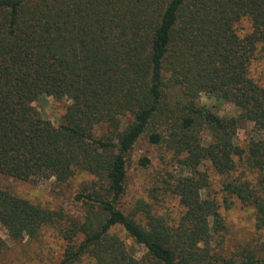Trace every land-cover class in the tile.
I'll return each mask as SVG.
<instances>
[{
  "label": "trees",
  "instance_id": "trees-1",
  "mask_svg": "<svg viewBox=\"0 0 264 264\" xmlns=\"http://www.w3.org/2000/svg\"><path fill=\"white\" fill-rule=\"evenodd\" d=\"M243 20L251 30L241 35ZM260 47L264 0H0V174L59 185L81 172L95 178L76 195L85 207L77 218L0 188L1 224L14 240L60 227L69 239L60 264L87 254L97 264H263L251 250L239 259L216 250L226 225L200 170L209 161L231 177L245 161L261 172L259 182L242 172L223 189L253 206L264 227V86L250 76ZM203 93L239 115L220 116L200 103ZM43 96L71 101L58 126L36 107ZM248 123L255 134L242 146ZM143 139L189 171L166 181L185 208L175 223L144 199L120 206ZM6 248L0 235V255Z\"/></svg>",
  "mask_w": 264,
  "mask_h": 264
},
{
  "label": "rangeland",
  "instance_id": "rangeland-1",
  "mask_svg": "<svg viewBox=\"0 0 264 264\" xmlns=\"http://www.w3.org/2000/svg\"><path fill=\"white\" fill-rule=\"evenodd\" d=\"M241 35L251 30L250 22L243 20L238 24ZM250 76L264 86V48H259L250 65ZM200 103L212 108L222 117L239 115V109L233 103L203 93ZM71 101L68 98H54L43 96L35 102L38 110L54 125L58 126L63 120ZM253 123H248L239 130L238 142L246 146L250 137L255 134ZM206 132L204 136H208ZM147 156L149 164L143 165L141 158ZM207 172L210 181L206 195L220 204V212L226 225L225 230L215 237L216 250L226 257L241 258L245 250H251L255 255L264 259V227L257 226L255 208L242 202L238 197L229 195L223 189V183L237 177L242 172L244 178H249L253 183L259 182L261 172L253 171L245 161H237L236 171L231 177L219 173L206 161L200 167ZM189 174L177 157L161 145L150 144L141 140L133 149L129 162V177L127 189L121 199L123 209H131L138 199L153 203L154 212L164 216L169 222L175 223L185 211L177 195L166 190V181H174L181 175ZM95 179L87 173H77L68 183L59 185L55 178L44 179L37 182L23 181L0 174V188L9 189L14 194L26 198L31 202L45 208L65 214L67 217L77 218L85 211L82 201L76 195L84 189L85 182ZM155 195V196H154ZM228 199V200H227ZM62 226L66 222H62ZM117 232L128 246L137 254L143 255L146 249L137 244L122 227H115ZM0 235L7 243L6 250L0 255V264H60L65 257L69 239L65 238L57 225L44 226L40 233L33 238L26 237L14 240L7 229L0 222ZM72 264H97L90 255H84ZM264 264V263H263Z\"/></svg>",
  "mask_w": 264,
  "mask_h": 264
}]
</instances>
